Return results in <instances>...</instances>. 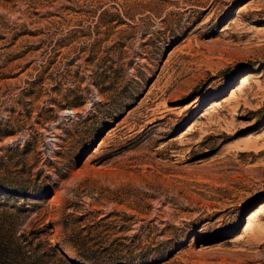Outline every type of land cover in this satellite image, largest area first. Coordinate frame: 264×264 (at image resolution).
<instances>
[{"label":"rangeland","instance_id":"1","mask_svg":"<svg viewBox=\"0 0 264 264\" xmlns=\"http://www.w3.org/2000/svg\"><path fill=\"white\" fill-rule=\"evenodd\" d=\"M261 207L264 0H0V264H264Z\"/></svg>","mask_w":264,"mask_h":264},{"label":"bare ground","instance_id":"2","mask_svg":"<svg viewBox=\"0 0 264 264\" xmlns=\"http://www.w3.org/2000/svg\"><path fill=\"white\" fill-rule=\"evenodd\" d=\"M263 208L261 207V208H258L257 210H255V212L252 214V216L249 218V220H248V225H247V227L249 228V230H250V233H249V239L251 240V241H256V239H258L257 238V231H259V230H257L256 231V227H255V223H256V218H258L259 217V215H261L262 213H263V210H262ZM264 214V213H263ZM247 228V229H248ZM248 232V231H247ZM259 234V233H258ZM248 239V238H247ZM249 241V240H248ZM257 242V241H256ZM249 243H253V242H249Z\"/></svg>","mask_w":264,"mask_h":264}]
</instances>
